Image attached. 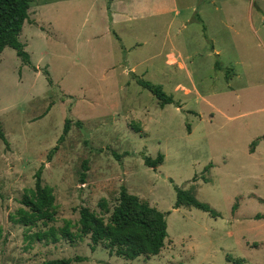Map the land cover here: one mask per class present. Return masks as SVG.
Here are the masks:
<instances>
[{
	"label": "rangeland",
	"instance_id": "374dc122",
	"mask_svg": "<svg viewBox=\"0 0 264 264\" xmlns=\"http://www.w3.org/2000/svg\"><path fill=\"white\" fill-rule=\"evenodd\" d=\"M156 1L161 15L133 10L111 25L92 0H30L19 40L35 69L10 46L0 52V264H264V0H177L180 16ZM134 76L174 102L160 107ZM159 152L156 169L143 163ZM40 166L57 205L49 225L68 219L75 232L79 207L101 214L105 198L111 210L123 185L170 211L161 251L125 259L103 244L92 251L88 236L30 240L45 226L13 215ZM175 186L219 215L172 208Z\"/></svg>",
	"mask_w": 264,
	"mask_h": 264
},
{
	"label": "trees",
	"instance_id": "16d2710c",
	"mask_svg": "<svg viewBox=\"0 0 264 264\" xmlns=\"http://www.w3.org/2000/svg\"><path fill=\"white\" fill-rule=\"evenodd\" d=\"M30 0H0V52L7 46L12 47L16 55L26 65H32L29 53L25 50L24 44L19 40V35L23 25L29 20ZM217 65V62H215ZM35 69V67L32 65ZM49 84L51 79L47 71ZM135 77L136 82L149 90L154 95L160 107L173 103L171 95H168L160 84H154L142 78ZM71 119L65 118L62 134L58 142L62 141L70 130ZM138 131L139 128L136 127ZM0 140L8 144L0 122ZM257 144L251 143L252 152ZM58 149V145L53 146L47 154V160H50L53 153ZM163 153H157L152 158L143 156V163L156 169L163 162ZM43 166H40L34 174V185L24 189L20 199L21 206L15 211L13 218L26 228L37 226L41 223L45 229H39L28 235L30 240L55 243L61 238L73 242L77 238L88 236L90 240V249L95 250L98 244L109 250L110 254L123 257L125 259H134L138 256H153L158 254L164 246L167 236L166 215L170 211L163 212L156 207L151 206L147 201L141 200L138 195L130 193L125 186H121L116 203L112 209L108 208V202L101 198L98 202L101 214L91 210L87 206H81L78 209V228L73 232L71 222L68 219L63 220L61 227L49 225L56 221L57 205L53 187L43 184L41 173ZM80 180H84L85 172L88 169L87 161L83 160L81 164ZM176 199L172 208L181 206H192L209 213L211 216H218V212L210 207L209 204L198 200L192 193L175 186ZM236 205L233 204L232 211H235ZM104 214H108L105 219ZM2 237V227L0 225V238ZM254 245H256L254 243ZM228 260H231L227 257ZM85 260L84 257H62L45 260L39 264H71L74 261ZM236 264H242L241 259H235Z\"/></svg>",
	"mask_w": 264,
	"mask_h": 264
},
{
	"label": "crops",
	"instance_id": "0c3cea01",
	"mask_svg": "<svg viewBox=\"0 0 264 264\" xmlns=\"http://www.w3.org/2000/svg\"><path fill=\"white\" fill-rule=\"evenodd\" d=\"M169 2L173 7L175 16H180L182 10L178 9L177 0H169ZM93 3L94 5L98 4V7L104 12L103 14L111 25L128 21L130 18L128 13L133 10L152 16H159L167 10V7L162 1L156 0H92ZM188 21L186 20L185 22ZM184 23H181V26L186 28ZM181 38L185 41V44L190 42L189 34L186 36L182 35ZM212 49H214V46H212Z\"/></svg>",
	"mask_w": 264,
	"mask_h": 264
}]
</instances>
